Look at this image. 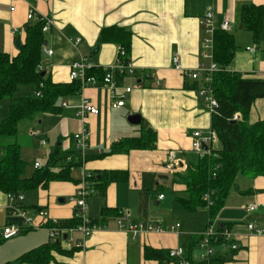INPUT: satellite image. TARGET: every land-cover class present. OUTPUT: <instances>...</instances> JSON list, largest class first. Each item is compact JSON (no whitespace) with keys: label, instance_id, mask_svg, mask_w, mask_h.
<instances>
[{"label":"crops","instance_id":"0c3cea01","mask_svg":"<svg viewBox=\"0 0 264 264\" xmlns=\"http://www.w3.org/2000/svg\"><path fill=\"white\" fill-rule=\"evenodd\" d=\"M252 4L264 10V0L35 1L38 13L54 20L51 29L44 32L42 63L38 66L54 83L71 82L70 66L79 57H87L99 67L114 64L121 45L101 42L99 37L102 29L115 26L130 31L129 57L137 69L135 75L116 77L119 81L116 93L121 94L125 86L142 84L129 94L124 106L117 108L111 106L112 94L105 86H81L60 98L61 108L57 112H40L29 119V132L22 133L18 128L14 140L3 141H16L21 146L27 176L36 169V162L45 163L54 150L73 153L76 165L71 169V179L52 180L46 186L20 193L24 194L28 214L36 215L37 223L42 221L37 217L40 210H47L50 217L60 221L74 217L75 203L69 198L76 194L85 174L101 178L104 172H127L105 183L104 189L99 187L100 182H90L93 186L86 212L97 228L80 249H73L65 236L58 238L60 246L50 250L51 259L44 264H179L173 259L145 257L146 247L160 250L182 247L185 256L191 254L197 263L202 260L201 241L193 243L209 225L215 230L230 231V240L238 248L232 250L224 241L213 243L215 255L208 264H264V175L238 174L214 217L205 208L183 206L182 199L188 193L180 175L200 160L192 148L193 132L200 130L205 135L212 130V113L198 94L203 77L195 80L184 72L208 64L203 47L206 31L201 18L211 9L215 31L225 19H231L236 50L228 70L245 78L264 79V29L256 41L241 19L242 8ZM28 10L27 1L0 0V52L18 53L25 42L26 27L36 20L27 19ZM18 37L20 47L16 45ZM248 47H254L255 51H248ZM44 48L53 53L48 54ZM174 57L179 58L180 69L173 66ZM30 87L20 89L19 94L33 91V85ZM84 99L96 105L100 113L86 117L91 135L88 145L79 149L74 135L82 126L79 111ZM133 114H140V123L128 120ZM262 118L264 98H258L251 106L249 121L255 123ZM125 139L127 142L120 150L117 143ZM208 147L219 150L221 143L217 139ZM170 151H175L177 164H182L173 171L164 167ZM2 154L0 146V159ZM62 164L56 165L55 171H60L62 168L58 166ZM61 198L66 201H59ZM252 203H257L254 210L248 209ZM9 205L8 194L0 189V232L9 223ZM123 212L150 230L134 237L117 223ZM249 223L261 232L250 230ZM176 224L179 226L170 229ZM159 225L161 231L156 229ZM69 236L81 235L72 232ZM50 240L46 228H29L7 240L0 236V264H39L16 260L26 252L48 245Z\"/></svg>","mask_w":264,"mask_h":264},{"label":"trees","instance_id":"16d2710c","mask_svg":"<svg viewBox=\"0 0 264 264\" xmlns=\"http://www.w3.org/2000/svg\"><path fill=\"white\" fill-rule=\"evenodd\" d=\"M241 19L245 29L250 31L257 41L264 29L263 7L245 5L242 8ZM43 25L44 20L36 18L26 27L25 42L16 55L0 52V102L4 99L9 101L8 116L0 121V146L3 148L0 159V189L7 194L18 195L39 186H46L52 180L71 179V169L76 165L73 153L56 149L45 163H40L41 166L35 167L33 173L27 176V162L21 157V146L16 141L3 143L7 139L16 138L20 121L32 119L40 112H57L61 108L60 98L76 92L82 86L79 80L54 83L49 76L42 74L44 71L38 66L42 63L45 40ZM214 37V59L219 65V71L213 74L212 86L219 106L212 113L211 129L216 133L221 148L219 150L211 148V153L200 157L197 165L188 166L180 174L188 193V197L182 199V204L187 209L197 207L204 209L203 195L211 189L215 191L214 205L209 209L205 208L210 217H214L223 205L238 174L264 175V118L255 123L249 121L253 102L258 98H264V79L245 78L228 70L236 50L234 35L218 29ZM99 40L117 42L126 49L128 56L130 54L131 33L125 28L106 27L100 32ZM88 74L101 77L104 71L101 68H93ZM29 85H33V91L19 94L21 86ZM202 86L204 81L197 87L198 91ZM37 92L40 94L36 95ZM235 114H239L241 119L234 120ZM132 140L136 139L128 138V141ZM126 142L127 139L117 143L120 150L124 148ZM59 163H63L58 166L62 169L57 172L55 167ZM125 174L104 172L101 178L90 174L89 179L93 184L94 181L100 182L99 187L103 186L104 189L105 183L115 181ZM20 207L27 209L24 204H20ZM11 211L12 209L8 208L9 223L20 222V218L13 217ZM104 213L107 214L106 211ZM79 223L80 220L76 217L59 220V226L63 227H73ZM220 230L222 231V228ZM201 240L202 235L193 244L196 245ZM222 241L220 238L216 242ZM58 246L60 239H51L48 245L24 253L16 262L48 263L51 259L50 250ZM144 255L157 260H172L169 250L146 247ZM214 255L215 253L197 263L193 261L191 254L186 258L189 264H208Z\"/></svg>","mask_w":264,"mask_h":264},{"label":"built area","instance_id":"2783aa9c","mask_svg":"<svg viewBox=\"0 0 264 264\" xmlns=\"http://www.w3.org/2000/svg\"><path fill=\"white\" fill-rule=\"evenodd\" d=\"M29 10L27 13V19H36L40 18L44 20L43 31L47 32L51 29V26L54 24V20L50 16H46L44 14H39L37 8L35 7V1L29 2ZM11 10H15V7H12ZM201 24L205 27L206 37L203 41L204 47V57L208 60L207 65H200L194 71H184L187 76L193 79H198L199 77H203L204 86H202L198 94L201 98H203L206 103L209 111L213 113L218 108V101L214 96L213 86H212V78L213 74L216 71H219V65L214 59V13L211 9H208L205 15L201 18ZM231 19H225L220 26V29L231 32L233 29ZM80 39L76 41L79 42ZM248 51L254 52V47H248ZM44 51L48 54H52L53 51L47 48H44ZM172 64L177 69H180L179 58L174 57L172 60ZM40 69L41 66L39 67ZM93 68H101L104 71V74L99 77L97 75L88 74V71ZM137 72L136 66L133 64L132 60L127 54L126 49L123 46H118V54L116 57V62L109 66H96L94 65L89 58L87 57H79L73 61L70 66L69 78L70 80H79L82 86L85 85H103L109 89L112 94V102L111 106L114 108L122 107L126 103V99L128 98L129 94L137 88L142 87L140 82L125 86L121 94L116 93V89L119 86V81L116 77L124 76V75H135ZM40 92H37L36 95H39ZM63 105H67L66 102ZM100 113V109L94 105L88 99H84L80 105L79 115L81 117L82 126L80 127L78 133L74 135L76 139V145L79 149H84L88 145V140L91 135L90 129L87 127L85 119L88 115H97ZM240 119L239 114L234 115V120ZM32 134L36 135L35 130H32ZM217 140L216 133L211 130L207 134L203 135L202 131L195 130L193 132V141H192V148L199 154L200 157H203L205 154H210L211 151L203 149V144L207 146ZM177 164V155L175 151H170L167 154V160L165 163V169L167 171H173L175 165ZM35 167L41 166L39 162L34 164ZM215 175V174H214ZM90 174L87 173L83 176L77 190L76 194L71 197L75 203V212L74 217L80 220V223L77 226L73 227H63L59 226V220L50 217V214L47 210H40L38 213L39 218L42 219L41 222L37 223L35 217H32L28 214L27 210L23 207H20V204H23L24 194L14 195L12 193H8V199L10 201V205L8 208L12 209L11 215L13 217H19L20 222H11L5 225L1 232L0 236L2 239H10L12 237L18 236L23 234L29 228H46L49 231V235L51 239H58L62 238L66 235V241L74 247L83 248L86 240L91 236L93 231L97 228V226L91 221V219L87 216V198L91 193L92 184L90 183L91 180L89 179ZM215 191L213 189L207 191L202 200L205 203V208L209 209L212 205H214V195ZM160 197L162 198L163 195L161 194ZM70 199V198H69ZM257 207V203H252L248 206V209L254 210ZM117 223L124 227L128 232H130L134 237L137 236L142 231H147L149 229L142 222H134L128 218L127 212L121 213L117 217ZM49 224V225H48ZM179 224L171 225L170 229H174L178 227ZM151 228V227H150ZM248 228L255 233H260L261 231L256 228L253 223L248 224ZM157 231H161L163 228L161 225L157 226ZM150 230V229H149ZM78 232L80 233L79 238H74L73 236H69V233ZM202 240L200 243L201 253L200 257L205 259L210 255L215 253L214 242L218 239L222 238L223 241L229 246L232 250L238 248V244L231 241L232 233L228 230H215L212 225H209L205 231L201 234ZM169 256L178 261L179 264H189V260L185 256V251L182 247H176L169 250Z\"/></svg>","mask_w":264,"mask_h":264},{"label":"rangeland","instance_id":"374dc122","mask_svg":"<svg viewBox=\"0 0 264 264\" xmlns=\"http://www.w3.org/2000/svg\"><path fill=\"white\" fill-rule=\"evenodd\" d=\"M30 88H31L30 85H29V86H22V87H20V89H23V90L30 89ZM8 104H9V102H8L7 99H4V100H2V101L0 102V121H1L3 118H5L6 116H8V112H9ZM28 120H29V119H26L25 121L20 122V124H19V126H18L20 132L23 133L24 131H26V132H29V131H30L31 126L27 124V123L29 122ZM35 132H36V131H35ZM36 133H37V132H36ZM70 200H73V199H71V197H70ZM30 216H32V215H30ZM35 216H36V215H35ZM35 216H32V217H35ZM204 231H205V230H204ZM204 231H203V232H204ZM203 232H202V233H203Z\"/></svg>","mask_w":264,"mask_h":264},{"label":"water","instance_id":"95a60500","mask_svg":"<svg viewBox=\"0 0 264 264\" xmlns=\"http://www.w3.org/2000/svg\"><path fill=\"white\" fill-rule=\"evenodd\" d=\"M16 45H17V47H20V38H19V37L16 39ZM42 74H44V72H43ZM128 120H129L131 123H135V124L140 123V114H133V115H130V116L128 117ZM208 148H209V147H208L206 144H203V149H204V150H208ZM179 167H182V164L179 163V164H176V165H175V169H177V168H179ZM59 201L64 202V201H66V199L61 198V199H59ZM65 237H66V235H65Z\"/></svg>","mask_w":264,"mask_h":264}]
</instances>
